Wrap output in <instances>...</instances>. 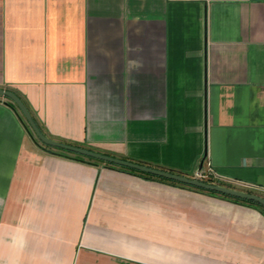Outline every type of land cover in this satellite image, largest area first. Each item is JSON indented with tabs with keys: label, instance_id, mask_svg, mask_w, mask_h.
<instances>
[{
	"label": "crops",
	"instance_id": "0c3cea01",
	"mask_svg": "<svg viewBox=\"0 0 264 264\" xmlns=\"http://www.w3.org/2000/svg\"><path fill=\"white\" fill-rule=\"evenodd\" d=\"M0 88L52 139L264 197V0H0ZM26 122L0 95V264H264L261 207Z\"/></svg>",
	"mask_w": 264,
	"mask_h": 264
},
{
	"label": "water",
	"instance_id": "95a60500",
	"mask_svg": "<svg viewBox=\"0 0 264 264\" xmlns=\"http://www.w3.org/2000/svg\"><path fill=\"white\" fill-rule=\"evenodd\" d=\"M0 95L1 96H6L8 97L10 100H12L16 106L19 108V110L22 112V114L24 115L26 121L28 122V124L30 125L31 128V132L33 133V135L38 138L42 143L49 145L51 147H57V148H61V149H65L68 151H72L84 156H88V157H92L95 159H99L105 162H109V163H113V164H118V165H122L125 167H129V168H133V169H137L143 172H147L153 175H157V176H161V177H165L168 179H172V180H176L188 185H192L195 187H199V188H204L207 190H212V191H217L219 193H224V194H228V195H232L235 197H239V198H245V199H250V200H254L257 201L258 203L262 204L264 206V197L258 195V194H253V193H249V192H244L241 190H237V189H232L223 185H217L214 183H209V182H205L200 180L199 178H189L183 175H179V174H174L165 170H159L156 168H152L146 165H142V164H138L132 161H127V160H123L120 158H116V157H112L106 154H102L99 152H94L91 150H88L86 148H81V147H77V146H73V145H69V144H65L62 143L60 141H57L55 139H52L48 136H46L39 128V126L37 125V123L35 122L30 110L28 109L27 105L24 103V101L13 91L11 90H6L3 88H0Z\"/></svg>",
	"mask_w": 264,
	"mask_h": 264
},
{
	"label": "trees",
	"instance_id": "16d2710c",
	"mask_svg": "<svg viewBox=\"0 0 264 264\" xmlns=\"http://www.w3.org/2000/svg\"><path fill=\"white\" fill-rule=\"evenodd\" d=\"M26 127H27L28 130L30 131V129H29L30 126H29V124H28L27 122H26ZM40 129H41V128H40ZM41 131L43 132L42 129H41ZM30 133H32V132L30 131ZM43 133H44V132H43ZM44 134H45V133H44ZM32 135H33V133H32ZM35 139H36L38 142H40V145H42V146H44V147H46V148H52L51 146L42 143L38 138L35 137ZM68 152H71V151H68ZM76 154H78V153H76ZM78 155L83 156V155H81V154H78ZM89 158H90L91 160L104 162V161H102V160L95 159V158H92V157H89ZM104 163H106V164H112V163H109V162H104ZM138 164H140V163H138ZM142 165H144V164H142ZM126 168H127V169H131V170H134V171H138V172H140L141 174H143V175H145V176H148V177H156L155 175L150 174V173H147V172H143V171L136 170V169H133V168H128V167H126ZM163 179H167V178H163ZM167 180H170V181H174V182H176L175 180H171V179H167ZM196 188H199V187H196ZM199 189L206 190V191H209V192H211V193H217V194H219V192H217V191L207 190V189H204V188H199ZM220 194H222V195H224V196H228V197L235 198V199H237V200H242V201H245V202H248V203L254 204V205L258 206V207H261L262 210L264 211V206H263L262 204L258 203L257 201L250 200V199H245V198H239V197H235V196L228 195V194H224V193H220ZM259 205H260V206H259Z\"/></svg>",
	"mask_w": 264,
	"mask_h": 264
},
{
	"label": "built area",
	"instance_id": "2783aa9c",
	"mask_svg": "<svg viewBox=\"0 0 264 264\" xmlns=\"http://www.w3.org/2000/svg\"><path fill=\"white\" fill-rule=\"evenodd\" d=\"M197 175H198V177H199V178H201V177H202V172H201V171H200V172H198V174H197Z\"/></svg>",
	"mask_w": 264,
	"mask_h": 264
},
{
	"label": "rangeland",
	"instance_id": "374dc122",
	"mask_svg": "<svg viewBox=\"0 0 264 264\" xmlns=\"http://www.w3.org/2000/svg\"><path fill=\"white\" fill-rule=\"evenodd\" d=\"M260 206V205H259Z\"/></svg>",
	"mask_w": 264,
	"mask_h": 264
}]
</instances>
